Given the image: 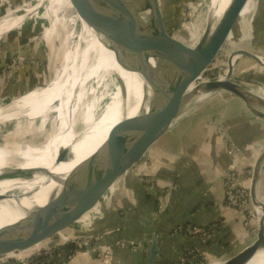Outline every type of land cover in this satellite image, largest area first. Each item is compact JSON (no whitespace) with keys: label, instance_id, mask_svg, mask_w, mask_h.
Masks as SVG:
<instances>
[{"label":"crops","instance_id":"1","mask_svg":"<svg viewBox=\"0 0 264 264\" xmlns=\"http://www.w3.org/2000/svg\"><path fill=\"white\" fill-rule=\"evenodd\" d=\"M180 1L191 0H176L175 4ZM234 35L239 41L233 50L255 53L259 48L255 54L264 53V0H249ZM55 57L57 50L52 51L51 43H38L23 30L5 34L0 39V104L18 96L20 99L47 84ZM234 75L242 79L246 89L256 93L264 90V67L254 60L239 59ZM213 110H218L225 133L239 145L247 164L253 166L264 149V112L230 93L199 100L192 114L179 122L165 148L159 150L144 179L115 204H107L101 218L88 231L87 237L103 236L112 246L111 259L104 261L86 247L75 255L74 264H146L152 233L159 241L155 264L176 262L193 242L176 234L177 226L186 223L219 224L210 244L199 245L207 255L223 256L238 245L239 236H243V218L225 202L223 178L230 170L231 160L224 140L210 123ZM172 185L175 187L171 189ZM93 211L78 224L93 223L99 209ZM121 241L125 247L119 245Z\"/></svg>","mask_w":264,"mask_h":264},{"label":"water","instance_id":"2","mask_svg":"<svg viewBox=\"0 0 264 264\" xmlns=\"http://www.w3.org/2000/svg\"><path fill=\"white\" fill-rule=\"evenodd\" d=\"M132 1L135 7L132 11H127L121 0H70V3L91 30L102 33L111 44L129 49L128 55L123 58L125 67L142 76L153 93L156 109H146L141 105L137 115L121 121L112 154L116 164L114 171L106 176L96 171L81 182L64 184L59 193L52 192L44 206L35 208L15 223L0 227V261H7L23 251L64 236L94 209L104 208L141 182L164 139L197 100L230 93L264 112V97L246 89L242 79L234 75L235 63L240 57L250 58L264 67L257 54L234 50L229 56L226 74L218 79L210 77L212 67L235 31L249 0H231L218 22L207 23L200 39L193 45L171 33L159 0ZM45 3L50 14L48 24L54 26L59 41L67 43L73 51L82 33L81 23L78 22V34L73 37L66 26L73 10H66L58 4L52 9L50 0H39L37 7ZM147 12H151L149 20L138 18ZM146 22L148 24L144 25ZM139 29L143 32L138 33ZM152 36L165 45L159 44L162 49L174 53L180 63L177 67L174 64L165 67L164 58L161 59V71L157 72L149 66L145 57V40ZM90 85L95 87L96 83ZM122 94L126 100L127 91L123 89ZM263 164L264 149L253 164L249 186L251 203L259 219L256 239L220 264H250L264 252V203L258 195ZM33 194L0 198V203L12 199L14 203L9 204V208L13 213L16 205L20 206L24 198H31ZM158 247L157 235L152 233L146 264H155Z\"/></svg>","mask_w":264,"mask_h":264},{"label":"bare ground","instance_id":"3","mask_svg":"<svg viewBox=\"0 0 264 264\" xmlns=\"http://www.w3.org/2000/svg\"><path fill=\"white\" fill-rule=\"evenodd\" d=\"M121 1L127 11L134 10L132 0ZM207 1L208 11L213 16L211 23L216 24L231 0ZM57 4L65 9L72 7L70 0H50L52 9ZM150 13L140 14L138 18L147 21ZM76 19L82 25V33L74 50L64 52L63 65L53 83L0 108L1 122L21 117L47 120L51 114H65L53 121L52 128L57 135L41 146L34 143L29 147L0 145V198L34 192L31 198H24L20 206L15 202L13 213L9 208V204L14 203L12 199L0 203V227L15 223L35 208L44 206L52 192L59 193L64 184L81 182L96 171H101L103 176L114 171L116 164L112 154L119 124L123 119L137 115L141 105L146 109L155 108L153 93L142 76L125 67L123 58L129 49L111 44L102 33L91 30L77 13ZM23 20L24 17H19L14 25ZM8 27L4 25L1 31ZM140 32L143 31L139 29ZM159 44L163 43L154 36L145 40V57L149 66L161 71V59L164 58L165 67H172V64L177 67L180 63L174 53L162 49ZM259 58L264 63V58ZM78 63L80 75L77 76ZM91 83H96L95 87ZM70 86L72 93L67 92ZM123 89L127 91L126 100ZM107 99L110 101L105 103ZM7 110L10 114H4ZM81 121L85 129L78 131ZM45 123L42 121L40 127ZM93 214L94 211L83 218ZM250 264H264V252Z\"/></svg>","mask_w":264,"mask_h":264},{"label":"rangeland","instance_id":"4","mask_svg":"<svg viewBox=\"0 0 264 264\" xmlns=\"http://www.w3.org/2000/svg\"><path fill=\"white\" fill-rule=\"evenodd\" d=\"M175 2L176 0H168V1L159 0L162 12L167 22L168 29L171 31V33L175 37L185 41L186 43L190 45H193L197 43V41L199 40L207 23H211L213 21L212 20L213 16L208 11L209 1L191 0L185 3L183 1L182 2L180 1L181 4H178V5L175 4ZM38 3H39V0H12V8L8 12L4 10L2 11L0 10V34L1 32L2 34L3 33L7 34L8 32L10 34V31H18V30L22 31L23 30L24 32H27V34H29L38 43L42 41V44H43L46 41L49 44L51 43L52 51H54L55 49L57 50L58 57H55V59L51 63V71H50L51 77H52L51 80L47 84H42L41 87H38L31 91L38 90L41 88H46L50 84L53 83L56 73L60 70L61 66L63 65V63H61L63 62V59H62L63 54L66 50L70 49L67 43L65 42L62 43L61 41H59V37L55 33L54 26L52 24L51 25L48 24L47 19L48 17L50 18V14H49V11H46L48 10L46 9L47 3H45V5H42L39 8L37 7ZM67 9L70 11L73 10L72 7H69ZM19 17H25L26 19L21 22L18 21L17 24L14 25V22ZM37 20L38 21L40 20V22H42L44 25L42 26L40 22L37 23ZM77 24H78V21L76 19V12L73 10L71 12L70 17L66 21V26L70 30L71 35L73 37L75 36V34H78L79 28ZM4 25L6 27L7 26L11 27V25H14V26H12L11 28L8 27V29L3 32V30L1 31V29L3 28ZM232 36H233L232 39L228 41V43L224 46L222 52L220 53L221 54L219 56L220 61L217 60V62L214 64L212 68L217 69L219 65L222 66L223 65L222 62H226L227 58L231 55L232 51H234L233 49L238 44L239 39L235 38L234 32ZM240 50H243V49H240ZM257 50H259V48H256V51ZM256 51L254 52L256 53ZM241 58L242 57H240L239 59ZM239 59H237L236 62H238ZM77 66H78V70L76 72L78 76L80 75V64L78 63ZM225 70H226V67L222 69H218L217 72L223 74V73H226L224 72ZM71 90H72V87L70 86L67 92L72 93ZM29 92L25 94H28ZM259 93L264 96L263 89L259 90ZM19 97L20 96L6 100L5 103L0 104V108H3L4 106L6 107V105L9 104L8 102L15 100ZM199 100L192 103L188 107L187 111L182 115L179 122L189 113L192 114L193 106ZM106 102L108 101H105V103ZM217 111L218 110H213V112L210 114V117L212 118L210 123L215 126V128L217 129V132L221 133L222 132L221 128H223L222 127L223 124L219 120V117L217 116ZM99 113H97L96 115L97 118L99 116ZM4 114H10V111L8 110L4 111ZM62 115H65V114L54 113V114H51V116L47 120H42L41 118H38L36 120H29L27 118L21 117L19 119H15L11 121H3V122L0 121V145L2 144H5L7 146L21 145L22 147H29L30 143H34V144L41 146L45 144L49 139L57 135V132L53 130L52 125H53V121H57ZM42 121H45L46 123L41 128L40 126H41ZM179 122L175 124L173 131L179 125ZM84 129H85V125L82 123V121L79 122L77 130L82 131ZM173 131L164 139L161 149H164L165 146L168 144L173 134ZM244 159H245L244 167H243L244 169L242 170H245V173L243 174V178L249 181V186H250V179L252 176L253 166L247 164L248 161H247L246 156L244 157ZM224 181H225V176L223 178V182ZM224 189H225V186H224ZM248 191H249L248 206H247L248 210L242 213L241 210L239 209L237 210V209L231 208L241 213L242 218H243V222H242V227L244 228L243 236L241 235L239 236L238 245L236 246L233 245L232 249H230V251L227 250L226 253L223 254V256L215 257L213 255L210 256L206 254V256L201 257L194 264H220L222 261L236 254L237 252L242 250L244 247H246L247 245H249L256 239V235H257L258 227H259L258 225L259 221H258V215L251 203L250 190ZM126 193L123 194V197L126 195ZM258 195H259L260 201L264 203V164H263V167L260 173ZM118 200L119 198L115 199L112 202L115 204ZM225 202H226V199H225ZM250 215H251V218L249 217ZM78 227L79 228L74 227L69 233L65 234L62 237L56 238L55 240L45 244L44 246H38V247L36 246L32 249L19 253L15 257L24 258L25 256H28V255L33 256L36 253L42 254V252L45 253L47 249L48 250H51L52 248L58 249L68 243H76L77 246H81L82 248H84L83 250H86L85 244H87V240L89 239V237L86 236L88 233V229L84 231V228H88L87 223L82 222L80 225L78 224ZM81 228L83 230H81ZM79 237L80 238L84 237L85 239L81 240ZM103 241H106V239ZM42 248L44 249L41 250ZM80 252L81 251H79L78 253ZM5 261H0V264H2V262H5Z\"/></svg>","mask_w":264,"mask_h":264},{"label":"built area","instance_id":"5","mask_svg":"<svg viewBox=\"0 0 264 264\" xmlns=\"http://www.w3.org/2000/svg\"><path fill=\"white\" fill-rule=\"evenodd\" d=\"M11 8H12V0H0V10H4L8 12ZM257 55L261 58H264V53H257ZM228 59L229 57L227 58L226 62L221 61L223 63L222 66L219 65L217 69L213 68L212 72L210 73V77L212 79L222 78L226 74V73L223 74L218 73L217 71L218 69H222L226 67V70L224 72H227ZM221 130L222 132L219 133V135L224 140L226 153L231 160V167L229 172L225 175V181H224L226 204L229 208H234L237 210L239 209L241 210L242 213H244L245 211L248 210L247 206H248V198H249V191H248L249 181L243 178V174L245 173V170H242L244 169L243 167H244L245 156L242 153L236 141L233 140L231 137H229L227 133H225L224 128H221ZM174 187L175 185H172L171 189ZM102 210L103 208L99 209V215L96 216L94 220H92L93 223H91L88 226V228H84V231L87 229L88 231H90L95 221L101 218ZM249 217L251 218V215ZM218 230L219 227H217L214 224L210 226H198L195 223L179 225L176 228V234L179 236H186L193 242L190 248L184 253V255L178 261L169 264H194L201 257L206 256L207 253L201 251L199 245L208 244L209 242H211L217 235ZM88 240H87V244H85L87 247V251L91 250L92 252L97 253L98 256L104 261L108 262L111 259L113 248L110 244H107V242L103 241L102 236H95L91 238V240L89 237ZM119 245L125 247L126 244L121 241L119 242ZM49 252L50 250L47 249L45 253L44 252H42V254L36 253L33 256L28 255L22 259L13 257L5 262H2V264H37L34 262V259L41 255H47ZM75 258H76L75 255L72 257L70 256L67 257V261L65 264H74Z\"/></svg>","mask_w":264,"mask_h":264},{"label":"trees","instance_id":"6","mask_svg":"<svg viewBox=\"0 0 264 264\" xmlns=\"http://www.w3.org/2000/svg\"><path fill=\"white\" fill-rule=\"evenodd\" d=\"M186 224H188V223H186ZM213 224L216 225L217 227H219V224H215V223H213ZM213 224H210V225H213ZM210 225H207V226H210ZM209 244H210V242H209ZM83 249L84 248L77 246L76 243H68V244H65L63 247L58 248V249L52 248L50 250V253H48L47 255H41L39 257H36L34 259V262L37 264H63L64 262L66 263L67 257L74 256L79 251H83ZM59 259H61L60 262L58 261ZM62 261H64V262L62 263ZM165 264H169V263H165Z\"/></svg>","mask_w":264,"mask_h":264}]
</instances>
